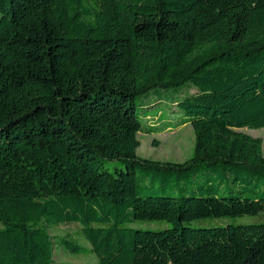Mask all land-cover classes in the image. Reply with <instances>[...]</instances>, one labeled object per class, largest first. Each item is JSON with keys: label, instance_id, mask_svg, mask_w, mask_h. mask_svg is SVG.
Instances as JSON below:
<instances>
[{"label": "trees", "instance_id": "obj_1", "mask_svg": "<svg viewBox=\"0 0 264 264\" xmlns=\"http://www.w3.org/2000/svg\"><path fill=\"white\" fill-rule=\"evenodd\" d=\"M164 101L174 127L149 112ZM187 123L188 160L137 155L139 132ZM263 127L264 0H0V264H72L54 244L94 264H264V219L185 224L264 217L262 140L240 130ZM138 169L188 193L158 194ZM69 223L90 247L53 240Z\"/></svg>", "mask_w": 264, "mask_h": 264}, {"label": "rangeland", "instance_id": "obj_2", "mask_svg": "<svg viewBox=\"0 0 264 264\" xmlns=\"http://www.w3.org/2000/svg\"><path fill=\"white\" fill-rule=\"evenodd\" d=\"M187 86H191V88L187 89ZM193 88V89H192ZM196 89L190 84L187 83L185 86L177 90H168L167 98H171V96H175V98H182L187 93H193ZM150 100L153 99L150 97ZM149 99H145L141 97L137 101V106L139 111H142V105L148 104L150 102ZM171 101V99H170ZM170 101L157 104L156 107L152 110H149L150 113L159 112L162 113V118L165 121H169L171 126H175L176 122H178L181 118V113L175 112V108L170 106ZM177 109V108H176ZM149 123H151L152 119ZM148 125V121L146 122ZM167 131H153V132H139L138 139L140 141V146L137 149V155L140 158L151 159L159 162H184L188 160L193 155L194 145H195V134L193 128L190 124L180 125L176 128H173ZM243 132H246L254 137H259L262 140V154L264 156V127L263 128H241ZM120 164V163H119ZM115 161H110L108 163V167L113 170L115 166L119 165ZM139 176H145V182L149 184L151 190H157L158 194H173V195H181L188 193V185L191 183H187L186 185L179 180H171L169 182L164 183V173L162 171L151 170L147 173H144L142 170L138 169ZM169 179L171 177H168ZM141 184V181H138ZM228 185L233 186V182H228ZM219 195H225L226 191L224 188L220 187L217 191ZM264 217L259 215H243L236 217H217V218H201L196 219L190 222H186V225L191 227H214L226 224H247L254 223L263 220ZM129 226L133 228L140 229H151V230H159L165 229L172 226V223L164 221V220H155V221H147V220H138ZM80 225L77 223H69L63 225H57L53 228H50L49 234L53 237V240L58 237H66L72 238L77 243L82 246L90 247L89 242L84 238L82 234H80ZM57 245L54 244V261L55 262H67L72 264H94L96 263V258L89 254H71L67 253L61 248H57Z\"/></svg>", "mask_w": 264, "mask_h": 264}]
</instances>
